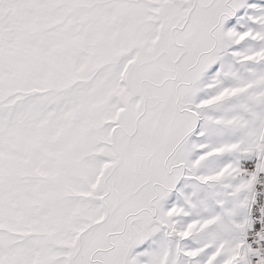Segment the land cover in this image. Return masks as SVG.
Masks as SVG:
<instances>
[{"label": "snow or ice", "instance_id": "1", "mask_svg": "<svg viewBox=\"0 0 264 264\" xmlns=\"http://www.w3.org/2000/svg\"><path fill=\"white\" fill-rule=\"evenodd\" d=\"M0 264H264V0H0Z\"/></svg>", "mask_w": 264, "mask_h": 264}]
</instances>
